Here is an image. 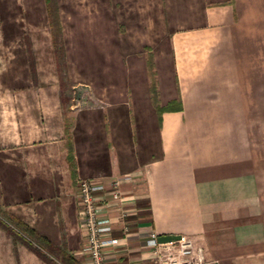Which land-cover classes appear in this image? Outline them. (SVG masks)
<instances>
[{"label":"crops","instance_id":"obj_1","mask_svg":"<svg viewBox=\"0 0 264 264\" xmlns=\"http://www.w3.org/2000/svg\"><path fill=\"white\" fill-rule=\"evenodd\" d=\"M184 15L188 22L168 31L159 101L180 105L154 110V148L121 165L99 155L82 175L73 147L68 168L62 115L30 104L13 110L9 130L0 129V264H50L41 251L56 240L89 264L72 180L108 185L127 171L132 179L119 188L129 229L104 247L103 264H160L148 230L187 235L203 258L196 264H264V0H191ZM105 200L114 219L104 233L119 234V205L108 192ZM10 216L46 238L41 251Z\"/></svg>","mask_w":264,"mask_h":264},{"label":"rangeland","instance_id":"obj_2","mask_svg":"<svg viewBox=\"0 0 264 264\" xmlns=\"http://www.w3.org/2000/svg\"><path fill=\"white\" fill-rule=\"evenodd\" d=\"M190 1L0 0V129L9 130L19 105L62 115L82 175L91 158L117 157L121 165L154 148L168 31L188 22ZM64 246L56 240L41 255L80 264Z\"/></svg>","mask_w":264,"mask_h":264},{"label":"built area","instance_id":"obj_3","mask_svg":"<svg viewBox=\"0 0 264 264\" xmlns=\"http://www.w3.org/2000/svg\"><path fill=\"white\" fill-rule=\"evenodd\" d=\"M133 173L122 172L105 185L100 180L81 176L76 179V214L78 229L81 232L83 247L87 253L89 264H103V250L106 245L119 242L128 231V224L123 218L125 208L122 207L123 192L119 188L121 180H131ZM109 193L119 205L115 219L119 220V234L104 233L111 228V214L104 208L105 193ZM101 209V210H100ZM157 233L148 230L145 244L150 246L160 264H196L202 263L203 258L199 246L192 253L190 238L179 233L174 239L159 241Z\"/></svg>","mask_w":264,"mask_h":264},{"label":"trees","instance_id":"obj_4","mask_svg":"<svg viewBox=\"0 0 264 264\" xmlns=\"http://www.w3.org/2000/svg\"><path fill=\"white\" fill-rule=\"evenodd\" d=\"M45 2L47 0H44ZM180 105L179 100L177 97L174 98H170L168 100H166L164 103L162 104H157L156 108H157V112L159 113V111L163 110V109H175L178 108ZM65 159L68 165V168L70 171H73V158L70 152V148H69V142H67V152L65 154ZM10 218H12L15 222V225L21 230L23 231L25 234H27L28 236H32L34 237L36 243L41 246L44 247L47 244V240L44 236L38 234L32 227L26 225L24 222H22L20 219H17L13 216H10Z\"/></svg>","mask_w":264,"mask_h":264},{"label":"water","instance_id":"obj_5","mask_svg":"<svg viewBox=\"0 0 264 264\" xmlns=\"http://www.w3.org/2000/svg\"><path fill=\"white\" fill-rule=\"evenodd\" d=\"M178 236H179V232H171V231L160 232V233H157L156 239L159 241H165V240L177 238Z\"/></svg>","mask_w":264,"mask_h":264}]
</instances>
